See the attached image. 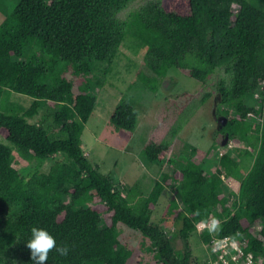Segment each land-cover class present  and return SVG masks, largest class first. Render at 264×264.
Listing matches in <instances>:
<instances>
[{
    "label": "trees",
    "instance_id": "obj_1",
    "mask_svg": "<svg viewBox=\"0 0 264 264\" xmlns=\"http://www.w3.org/2000/svg\"><path fill=\"white\" fill-rule=\"evenodd\" d=\"M6 1L0 0V103L5 93L32 101L26 110L0 105V137L6 141L0 142V264H33L26 246L33 227L70 249L66 257L51 251L47 264H140L145 254L153 255L154 264H192L189 239L210 215L220 221L215 234L245 239L246 251L264 261V10L250 0H150L120 19L135 0H15L12 10ZM128 36L144 50L137 74L152 92L171 69L201 83L223 70L228 80L218 83V111L227 114L220 109L225 106L234 112L208 150L187 146L190 154L181 166L163 174L148 195L136 187L123 194L90 162L81 140L96 105L89 75L99 64L110 66ZM69 68L75 82L66 76ZM261 88V107L248 104ZM44 102L54 106V126L31 121ZM111 121L128 141L138 114L123 103ZM229 143L236 157L228 153ZM169 150L167 140L150 142L144 155L154 164ZM213 153L218 164L208 175L203 160ZM56 154L68 161L55 162L47 172L19 169L21 163L25 167ZM243 157L252 160L244 174ZM232 180L239 188L230 202L225 183ZM166 188L176 197L163 217L167 225L181 221L176 235L182 251L151 221ZM118 224L141 233L138 246L122 242ZM254 224H261L259 236L253 234ZM200 235L207 244L211 233Z\"/></svg>",
    "mask_w": 264,
    "mask_h": 264
},
{
    "label": "rangeland",
    "instance_id": "obj_2",
    "mask_svg": "<svg viewBox=\"0 0 264 264\" xmlns=\"http://www.w3.org/2000/svg\"><path fill=\"white\" fill-rule=\"evenodd\" d=\"M149 1H133L120 12L119 18L126 19L132 11ZM250 1L264 10V0ZM15 3V0L6 1L9 10L13 9ZM238 8L237 4L233 5L234 12H237ZM3 19L4 14L0 11V24ZM143 51L138 41L129 36L126 37L113 63L110 66L106 63L99 64L89 75L88 80L90 91L96 97V105L84 126L81 136L82 147L90 162L97 165L101 173L111 178L115 187L123 194H127L131 188L136 187L148 195L163 174H172L181 166L182 160L190 154V148L187 146L193 145L202 151L208 150L218 138L217 132L226 124V117L234 116V112L229 111L225 106H220V109L227 111V114L218 111L221 100L218 83L223 78L228 80V75L223 70H218L206 83H201L177 69H171L167 76L159 81L161 82L159 89L152 92L137 74L142 67ZM66 76L74 82L77 79L73 76L71 68L68 69ZM78 87L74 85V92H79ZM259 90L253 98L247 99L248 104L257 108L261 107L257 98V95L260 97ZM207 93L211 96L202 102ZM31 101L32 98L29 96L5 93L0 105L17 106L26 110ZM123 103L132 105L138 114V124L128 141L117 135L111 121L112 114ZM53 111L54 106L44 102L31 121L54 126L51 116ZM165 140L170 143V150L165 158L154 164L149 163L144 155V147L150 142L161 143ZM0 142L6 143L2 137ZM229 145L228 153L236 157L235 146L231 143L232 147L229 148ZM239 148L246 149L247 144H240ZM216 154L213 153L210 158L203 160V167L208 175L213 174L217 168ZM243 158V162L239 158L241 163L245 164L242 174L252 163L250 158ZM57 161H68V158L65 154H56L41 162L33 160L28 166L23 167L22 163L18 166L23 174L33 171L36 167L40 171L47 172ZM225 184V193L228 194L231 202L238 193L239 182L232 180L226 181ZM172 197H176L175 192L166 188L159 203L152 210L151 221L173 236V246L177 251H182L183 242L176 235L181 221L178 219L177 222H168L169 225H167L163 217L166 205ZM179 212H184L183 207L179 208ZM256 226V231L260 234L261 224ZM117 228L123 243L135 247L139 245L142 239L140 232L129 229L123 224H118ZM189 247L192 264H195V261L201 263L208 257L207 245L197 230L191 234ZM152 256V254L149 256L145 254L144 261L142 260L140 264H154L155 260ZM262 259H258V264H264Z\"/></svg>",
    "mask_w": 264,
    "mask_h": 264
},
{
    "label": "built area",
    "instance_id": "obj_3",
    "mask_svg": "<svg viewBox=\"0 0 264 264\" xmlns=\"http://www.w3.org/2000/svg\"><path fill=\"white\" fill-rule=\"evenodd\" d=\"M264 86V82L262 83V88ZM262 88L259 90L261 98ZM255 95V94H254ZM248 116L253 119H259L256 115L249 113ZM230 144V145H229ZM229 147H232L231 143H229ZM213 216H209L206 221H210ZM257 224H255L253 229L254 235H260L257 229ZM196 230L198 233L202 234L205 231H208V228L201 225V221L196 224ZM261 230V228H260ZM211 233V238L207 245L208 257L203 260L200 264H258L256 260V256L253 252L246 251L247 242L245 239L238 240L230 235L219 236L214 232Z\"/></svg>",
    "mask_w": 264,
    "mask_h": 264
},
{
    "label": "clouds",
    "instance_id": "obj_4",
    "mask_svg": "<svg viewBox=\"0 0 264 264\" xmlns=\"http://www.w3.org/2000/svg\"><path fill=\"white\" fill-rule=\"evenodd\" d=\"M199 214V210L193 212V215ZM201 225L207 227L210 232L220 230V221L214 216L210 221H201ZM26 246L30 250L33 264H47L49 253L53 250L63 257H66L70 251L67 245L58 247L55 238L47 230L36 227L31 229V239Z\"/></svg>",
    "mask_w": 264,
    "mask_h": 264
}]
</instances>
